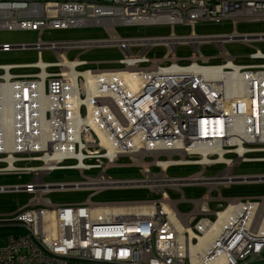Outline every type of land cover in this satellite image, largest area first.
Wrapping results in <instances>:
<instances>
[{
	"label": "built area",
	"instance_id": "obj_1",
	"mask_svg": "<svg viewBox=\"0 0 264 264\" xmlns=\"http://www.w3.org/2000/svg\"><path fill=\"white\" fill-rule=\"evenodd\" d=\"M204 21L264 22V0H0V31L100 27L110 35L98 41L0 45L3 53L33 50L39 56L33 64L0 66V176L31 177L23 185H0V194L32 196L15 213L0 217V230L8 232L0 264H264V196L224 198L221 192L264 184V175L237 173L241 164L264 163V53L256 49L248 55L255 64H235L222 46L264 42V34L234 30L224 36L120 38L113 32ZM167 38L174 40L164 42ZM203 44L216 45L223 62L208 64L199 52ZM180 45L192 47L187 65L175 55ZM158 46L167 48V55L148 58ZM96 48L119 50L121 68L80 70L90 63L66 58L70 50ZM43 51L58 61L44 63ZM205 66L222 67L224 78L208 80L196 70ZM233 67L243 81L228 76ZM20 69L37 72L11 73ZM233 82L237 98L227 94ZM122 159L127 162L119 164ZM184 166L201 170L167 175L170 168ZM218 166L221 171L206 174ZM115 168H135L140 176L106 174ZM57 171L82 179L45 182ZM189 187L205 191L188 200L182 189ZM121 189H147L158 198L91 201ZM63 191L90 195L74 205L45 198ZM167 191L181 198L172 200ZM180 204L192 208L181 212ZM211 204L217 210H210ZM215 224L200 244L199 237Z\"/></svg>",
	"mask_w": 264,
	"mask_h": 264
},
{
	"label": "rangeland",
	"instance_id": "obj_2",
	"mask_svg": "<svg viewBox=\"0 0 264 264\" xmlns=\"http://www.w3.org/2000/svg\"><path fill=\"white\" fill-rule=\"evenodd\" d=\"M103 3H110L112 0H100ZM240 34H264V22L261 23H244L240 22L234 26L231 22H222L216 24L214 22L204 21L199 22L193 27L185 25H175L173 28L167 25H155L147 27H116L114 29L115 35L120 38H141V37H168L172 33L177 37H188L194 32L198 36H224L232 34L233 31ZM110 35L103 28L88 27V28H72L66 30H45L43 32L32 31H0V45L1 44H34L40 39L42 42H86L98 41L109 39ZM223 48L225 52L236 58L235 64L250 65L257 63L248 59V55L255 53V50H260L264 53V42H252L249 46L238 43L228 42L224 43ZM136 52L135 50H132ZM167 48L158 46L150 49L147 52V57L151 59H162L167 55ZM199 52L203 58L208 59V64L217 65L223 62L219 57V50L214 44H203L199 48ZM175 55L179 59V64L187 65L189 57L192 55V47L190 45H180L175 48ZM79 56L80 61H85L88 64L82 69H119L120 65L117 64L118 59L122 57V53L113 48H96L87 52L81 50H70L66 53L68 60H74ZM39 56L36 51H11L7 53L0 52V66L6 65H24L33 64L37 62ZM41 60L44 63H55L58 61L55 54L50 51H43ZM110 62V63H109ZM57 69H49L48 72H55ZM37 70H13L12 74H26L35 73ZM2 72L0 71V74ZM149 160V159H148ZM126 160H121L119 164L126 163ZM71 164L72 162H67ZM38 163H18L17 166H35ZM2 167V165H0ZM201 168L193 167H172L167 171L169 177H185L196 174ZM222 170L218 166L212 170H208L206 174H215ZM153 173H157L158 169L152 168ZM237 173L246 175H264V163H247L241 164ZM107 175L116 179H136L139 178L137 169L135 168H115L108 170ZM82 179L76 177L74 172L71 171H57L45 177V182L49 183H64L73 180ZM31 177L27 175H8L0 176V185H23L29 183ZM184 196L188 200L199 198L204 188H184L182 189ZM172 200H179L181 194L167 191ZM90 192H53L46 195L45 198L53 204L58 205H74L82 203L87 200ZM264 196V184H247V185H233L224 190V198L233 197H260ZM32 196L24 193H9L0 194V217L8 214L15 213L19 208L25 206ZM157 195L151 193L147 189H121L116 191L102 192L91 198V201L98 203L108 202H127V201H142L147 199H156ZM192 206L190 204H180L179 210L181 212H188ZM210 210H217L215 204L210 205ZM213 219V218H212ZM8 233L6 230H0V245L3 244L2 240L4 235Z\"/></svg>",
	"mask_w": 264,
	"mask_h": 264
},
{
	"label": "bare ground",
	"instance_id": "obj_3",
	"mask_svg": "<svg viewBox=\"0 0 264 264\" xmlns=\"http://www.w3.org/2000/svg\"><path fill=\"white\" fill-rule=\"evenodd\" d=\"M173 40H174L173 38H167V39L164 40V42L172 43ZM231 66H232V64L230 63V64L227 65V68H229ZM233 68H234V72L232 74L228 75V76L231 77L232 79H234L235 81H238V82L243 81L244 80V75L238 72V68H236V67H233ZM199 69H196L197 72H200L201 74H204L205 78H207L208 80H218V78L220 76H221V78H224V75L221 73L223 69L220 66H217V67L205 66V67H202V69H200V70ZM122 77L127 78L126 80H129V82H133L132 79H131V76L123 75ZM228 82L230 83V81H228ZM231 84L232 85L229 86L227 94H229L230 96H233V98H237V97L241 96L237 92L238 89H236V88L234 89V82L231 83ZM130 86L133 87L134 83H130ZM232 87H233V89H232ZM238 143H240V142H238ZM241 147L238 148V151H243V147L242 148ZM199 151L204 156V158H206V155H207L206 150L205 149L204 150L200 149ZM223 215L224 214H219V218H222ZM216 226H217L216 224L211 226L210 230L206 231L203 237H199L200 244H202L204 241H206L208 239L209 235L212 233V230H214L216 228Z\"/></svg>",
	"mask_w": 264,
	"mask_h": 264
},
{
	"label": "crops",
	"instance_id": "obj_4",
	"mask_svg": "<svg viewBox=\"0 0 264 264\" xmlns=\"http://www.w3.org/2000/svg\"><path fill=\"white\" fill-rule=\"evenodd\" d=\"M122 58V57H121ZM118 60H120V59H118ZM110 63V62H109ZM191 188H195V187H189L188 189H191ZM226 189H228V188H226ZM226 189H223L221 192H222V196L224 195V190H226ZM107 192V191H106ZM233 198H235V197H233ZM238 198H247V197H238Z\"/></svg>",
	"mask_w": 264,
	"mask_h": 264
}]
</instances>
